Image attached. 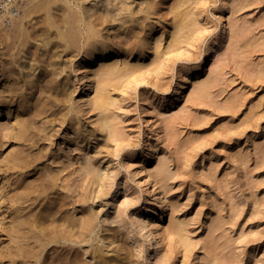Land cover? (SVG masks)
<instances>
[{
    "label": "rangeland",
    "instance_id": "obj_1",
    "mask_svg": "<svg viewBox=\"0 0 264 264\" xmlns=\"http://www.w3.org/2000/svg\"><path fill=\"white\" fill-rule=\"evenodd\" d=\"M194 1L201 33L177 52H166L165 29L170 22L164 0H68L65 5V10L82 18L79 47L86 37L83 22L89 20L99 40L122 47L142 42L149 25L162 38L160 49L165 54L157 69L148 66L153 55L139 63L134 56L130 62L141 70L123 86L110 88L108 125L116 128L119 139L109 135V128L99 129L103 113L87 112L81 106L83 85L74 72V53L58 48L52 55L55 50H39L31 42L27 59L41 64L46 52L47 60L55 58L56 71H63L54 86L67 84L71 99L34 116L28 142L6 139L4 127H10L12 119L0 118V253L5 246L16 245L10 234L13 215L52 211L50 219L74 221L72 237L78 242L50 244L37 264L46 257L49 264H71L76 257L80 264H98L90 254L92 246L117 264H264V0ZM0 2L2 28L3 21L11 27L4 6L8 4L16 14L25 2ZM225 8L226 21L234 22L238 30L235 41L226 42L208 65L218 70L217 85L206 100L186 103L181 114L179 103L170 101L175 99L179 72L196 63V50L214 34L212 25ZM128 19L133 24L123 28ZM32 25L43 26L42 12L27 28ZM203 27L211 30L203 32ZM1 42L3 87V72L16 70L8 67V61L3 66L2 37ZM19 82L24 98L45 99L36 86H30V77ZM19 99L13 97L12 110ZM0 100L3 105V95ZM27 112L19 110L24 117ZM173 116L182 118L167 125ZM16 153L30 161L26 169L11 165ZM156 160L160 169L165 166L164 177L152 176ZM159 200H165L164 220L181 225L186 245L175 236H165L154 240L153 250H148L140 225L148 221L146 211ZM84 220L93 221V230L79 242ZM21 245L32 246L33 241ZM29 263L0 258V264Z\"/></svg>",
    "mask_w": 264,
    "mask_h": 264
},
{
    "label": "bare ground",
    "instance_id": "obj_2",
    "mask_svg": "<svg viewBox=\"0 0 264 264\" xmlns=\"http://www.w3.org/2000/svg\"><path fill=\"white\" fill-rule=\"evenodd\" d=\"M24 2L21 13L14 14V9L8 7V4L4 8L1 7L5 10V14L10 15L9 23L11 26L7 28L3 21L2 28V22L0 21V31L3 29V33L0 35V44H2L1 37L3 38V66L5 65L4 61L6 63L8 61V67L16 70L15 74H13V70L3 72V87L0 86V97L3 95V105H0V118L12 119V125L4 127L5 133L3 136L8 140L30 141L31 137L28 135V131L32 128L33 117L40 114L44 109H51L71 99L67 84H63L62 88L54 86L56 83L54 81L56 80L55 77L63 71V69L60 72L56 71L59 68V62L54 60L55 58L47 60L48 52H46L43 55L41 64L35 62L34 59H27L31 42L34 41L36 48L39 50H45L47 47L49 50H55L52 55L57 53L58 48L62 51L74 53L71 58L76 61L74 72L79 75V81L83 85L82 95L79 97V101H82L81 106L86 108L87 112L103 113V116L99 119V129L103 131L109 128V135L114 139H119L120 134L117 133L116 128L113 125H108L107 114L111 106L110 88L123 86L129 78L135 76L141 70V68H133L130 61L134 56L137 57L136 62L139 63L145 56L153 55L148 66L153 69L159 67L165 52L160 49L162 38L155 36L156 27L149 25L146 38L138 45L122 47L107 40H99L96 36L95 26L92 23L90 24V20L88 22L84 21L83 26L86 37L79 47L78 45L83 37L81 30L82 18L77 13L64 9L68 0H24ZM145 2L142 1V4ZM3 3L5 4V2ZM163 4L170 22V25L165 29L169 36L166 47L168 51L166 52H177L181 50L183 44L190 45L193 41H196L201 33L197 13L194 11L196 1L164 0ZM92 5H95V3ZM149 6H151V2H149ZM83 9L85 10V8ZM226 9H221L218 12L216 21L212 25L215 30L214 34L196 50V63L183 67L179 72L180 79L176 92L173 93L175 99L170 101L172 104L179 103L177 112L181 114L186 112V103L206 100L212 89L217 85L218 70L208 65L212 59L219 55L225 43L232 41L233 34L237 33L238 30L234 22L226 21L224 13ZM40 12H42L43 26L34 28L32 25V28L28 29L27 24L31 25L35 15ZM127 22L129 24L125 25ZM132 24L131 19L124 20L122 27L125 28ZM210 30L206 27L202 28L203 32H209ZM261 45H264V42ZM57 57L59 58V55ZM194 73L200 74V76L193 77ZM29 77L32 79L30 86H36L41 95L45 97L43 101L37 99L33 102L23 97L24 86L19 81ZM7 81L9 82L7 83ZM54 93L59 95L57 97L53 96L56 95ZM13 97L16 100L20 97L18 100L20 104L12 110L9 104L15 101ZM1 102L2 100H0V104ZM181 103L182 105H180ZM24 109L28 110L27 117L19 113V110ZM181 116H173L167 125H172ZM16 154L13 156V160H10L11 165L17 170L26 169L30 165V161L28 159L24 160L18 153ZM8 156L10 157V155ZM160 165L161 162L157 160L152 163L155 168L152 176H165V166L162 165L160 169ZM0 192L2 193L3 189ZM14 199L9 200L13 201ZM166 210L165 200H159L156 207L146 211L149 215L148 221L140 225L141 230L145 231V240L149 251L153 250L154 240H161L165 236H175L181 243L185 242L181 225L172 219L164 220L163 215ZM53 216L54 212L52 211H45L43 214L31 213L26 216L13 215L11 217L13 222L10 234L14 237L16 245L14 248L5 246L0 253V258L3 255V260L9 258L11 261H15L21 258L23 262L29 260V264H37L36 262L42 258V250L50 244L59 242L64 244L77 243L78 241L72 237L75 227L74 221L71 223L58 222L55 219H50ZM87 218L91 219L92 217L88 215ZM24 227L27 228V231H24ZM81 227L85 232L79 234V242L85 240L92 233L93 221L84 220ZM30 240L33 241L32 246L27 245L21 248V242H29ZM90 254L98 264H110L111 262L117 264L116 260L108 261L97 246H92ZM79 261L76 257L71 264H80ZM43 264H49L47 257Z\"/></svg>",
    "mask_w": 264,
    "mask_h": 264
}]
</instances>
